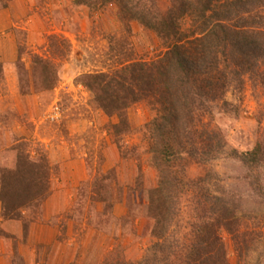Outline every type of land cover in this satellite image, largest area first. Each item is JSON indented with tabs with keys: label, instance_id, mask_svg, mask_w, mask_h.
Instances as JSON below:
<instances>
[{
	"label": "rangeland",
	"instance_id": "rangeland-1",
	"mask_svg": "<svg viewBox=\"0 0 264 264\" xmlns=\"http://www.w3.org/2000/svg\"><path fill=\"white\" fill-rule=\"evenodd\" d=\"M71 3L0 0V186L25 163L38 167L46 188L14 221L0 201V264L137 261L152 240L154 221L141 208L147 188L157 185L145 130L154 110L137 101L121 116L108 114L82 76L117 66L110 56L117 40L134 45L133 58L151 60L165 49L135 22L127 31L112 5L93 14ZM157 6L164 11L170 0ZM243 78L241 90L225 95L230 106L215 102L198 117V130L223 138V149L192 161L188 174L205 178L214 194L230 190L245 199L241 230L253 241L240 254L222 231L227 262L264 264V165L254 174L234 157L264 144V83Z\"/></svg>",
	"mask_w": 264,
	"mask_h": 264
},
{
	"label": "trees",
	"instance_id": "trees-1",
	"mask_svg": "<svg viewBox=\"0 0 264 264\" xmlns=\"http://www.w3.org/2000/svg\"><path fill=\"white\" fill-rule=\"evenodd\" d=\"M71 2L93 14L112 5L127 31L135 22L165 49L151 60L133 58L134 45L117 40L109 53L117 66L82 76L92 102L104 112L121 116L129 103L146 101L155 113L145 130L157 185L147 188L141 208L154 221L152 240L137 261L106 264H230L222 231L231 234L240 254L253 241L241 230L245 199L230 190L214 194L188 168L223 149V138L198 130L201 113L219 101L230 106L225 95L230 87L241 90L246 74L264 83V0H170L164 11L157 0ZM234 157L255 174L264 165V144L258 141ZM37 168L24 163L2 178L0 201L9 221L22 218L21 207L46 197Z\"/></svg>",
	"mask_w": 264,
	"mask_h": 264
},
{
	"label": "crops",
	"instance_id": "crops-1",
	"mask_svg": "<svg viewBox=\"0 0 264 264\" xmlns=\"http://www.w3.org/2000/svg\"><path fill=\"white\" fill-rule=\"evenodd\" d=\"M6 225V224H5ZM5 225L3 227H5Z\"/></svg>",
	"mask_w": 264,
	"mask_h": 264
}]
</instances>
